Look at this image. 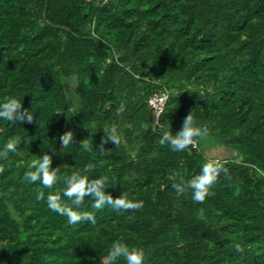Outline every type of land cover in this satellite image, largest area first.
<instances>
[{
	"label": "trees",
	"instance_id": "obj_1",
	"mask_svg": "<svg viewBox=\"0 0 264 264\" xmlns=\"http://www.w3.org/2000/svg\"><path fill=\"white\" fill-rule=\"evenodd\" d=\"M162 91L167 130L179 132L193 111L206 136L232 152L220 159L230 178L221 173L203 203L191 190L177 197L169 176L191 180L215 159L201 147L206 136L184 151L158 143L148 100ZM6 98L38 123L0 119V150L19 141L0 158V264H109L118 240L142 248L143 264H264V0H0V103ZM113 128L121 143L99 151ZM67 131L75 142L61 148ZM45 153L60 167L51 189L23 179ZM74 172L106 177V193L126 192L144 207L97 210L88 196L79 210L96 223L69 225L46 198L59 193L71 204L63 192Z\"/></svg>",
	"mask_w": 264,
	"mask_h": 264
},
{
	"label": "clouds",
	"instance_id": "obj_2",
	"mask_svg": "<svg viewBox=\"0 0 264 264\" xmlns=\"http://www.w3.org/2000/svg\"><path fill=\"white\" fill-rule=\"evenodd\" d=\"M125 112V105L121 103L116 109V115L120 116ZM159 116V114H157ZM0 119L7 120L11 124L19 122L23 124L38 123L35 120V115L23 107V103L16 98H6L4 102L0 103ZM160 139L158 143L161 146L168 145L172 151H184L190 146L194 147L197 137H203L208 134L207 126H197L191 111L183 120L182 128L176 134L165 128L164 123L159 122ZM105 137L101 141L99 151L104 150V144L109 141L119 146L121 139L115 128L110 131L105 130ZM61 148H67L75 142V134L73 131H67L59 137ZM19 141L9 140L0 150V158H7L8 153H15ZM80 144L84 148H88L86 140H82ZM52 155L45 153L39 159L33 160L28 164V170L24 173L23 179L29 183H41L44 188L51 189L59 181L60 167L53 169ZM94 165L88 164L84 171L90 172ZM4 172V168L0 167V173ZM221 173L224 178L228 179L229 170L223 165L220 160H207L203 166L200 174L195 175L191 180H185L182 176L178 179L170 175L172 180L171 187L174 189L177 197L184 195L188 190L192 191V199L194 202L203 203L207 196L211 194L210 190L218 183ZM66 189L63 196L71 201V204L66 203L61 199V195L49 193L46 198L47 206L50 210L67 217L69 225H75L81 222L96 223V216L89 211L79 210L83 205L85 197H92V207L101 210L105 207L120 212H128L141 210L144 207V202L134 201L128 198L127 193L124 192L119 197H113L111 194L105 192L106 186H110L106 177L89 179L88 176H81L79 173H72L66 178ZM37 200H45L44 191H39L36 195ZM234 251L240 254L245 252V248L240 244H236ZM145 257L142 248H129V246L122 241H115L107 255L109 264H113L116 260L124 258L126 264H143ZM102 264L104 261L102 260Z\"/></svg>",
	"mask_w": 264,
	"mask_h": 264
},
{
	"label": "rangeland",
	"instance_id": "obj_3",
	"mask_svg": "<svg viewBox=\"0 0 264 264\" xmlns=\"http://www.w3.org/2000/svg\"><path fill=\"white\" fill-rule=\"evenodd\" d=\"M76 81L75 79L68 80V87L72 91L73 87L75 86ZM201 147L206 156L215 159V160H222V159H229L232 157V152L225 148L220 143L216 142L210 136H206L201 143Z\"/></svg>",
	"mask_w": 264,
	"mask_h": 264
},
{
	"label": "built area",
	"instance_id": "obj_4",
	"mask_svg": "<svg viewBox=\"0 0 264 264\" xmlns=\"http://www.w3.org/2000/svg\"><path fill=\"white\" fill-rule=\"evenodd\" d=\"M167 98H168V93L166 91H162L152 95L148 100V104L150 105V107L153 109L154 112L155 124L158 123L159 116L164 110ZM157 114H159V116Z\"/></svg>",
	"mask_w": 264,
	"mask_h": 264
}]
</instances>
